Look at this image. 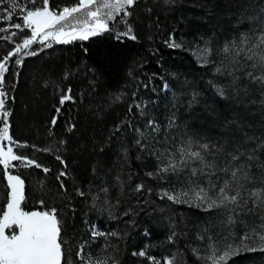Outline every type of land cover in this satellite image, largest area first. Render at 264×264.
Here are the masks:
<instances>
[{
  "label": "trees",
  "instance_id": "obj_1",
  "mask_svg": "<svg viewBox=\"0 0 264 264\" xmlns=\"http://www.w3.org/2000/svg\"><path fill=\"white\" fill-rule=\"evenodd\" d=\"M18 3L41 6V0ZM75 3L78 0H50L57 9ZM8 7L7 0L0 3V14ZM130 11L127 20L135 39L117 38V32L127 30L117 23L113 32L51 47L34 43L9 58L5 89L13 150L42 167L8 171L25 181V211L58 210L66 257L73 264H81L76 253L85 242L84 254L107 264H164L173 257L175 264H212L203 259L211 254L209 245L215 243L219 250L226 244L239 246V237L261 223L264 211L245 209L236 215L237 223L229 225L226 210L204 211L161 198L164 191H179L180 176L147 175L157 171L159 161L152 154L151 138L142 141L144 148L136 143V129L156 136L161 142L155 148L161 150L174 149L185 135L224 145L226 152L237 144L255 150L254 160L242 159L255 178L247 187H264V148L257 147L264 141V89L250 82L244 74L248 69L236 63L239 57L222 51L225 45L231 48L232 41L239 43L242 33L255 42L264 32V0H139ZM22 15L17 12L10 23L22 24ZM10 23L0 22V28L9 29L0 37L14 31L18 35L11 41L0 39V61L31 35ZM172 42L181 46L170 47ZM205 46L211 50L209 63L201 59ZM33 50L37 55H24ZM65 94L72 99L61 105ZM149 120L160 127L159 133L151 132ZM161 159L165 163L166 156ZM218 159L223 164L224 157ZM43 168L50 171L45 174ZM4 171L0 166V209L8 191ZM61 171L67 177L58 180ZM137 185H143L139 192ZM93 227L116 235L93 240ZM248 244L257 250H241L227 264H264L258 243ZM141 251L145 256L133 255Z\"/></svg>",
  "mask_w": 264,
  "mask_h": 264
},
{
  "label": "snow or ice",
  "instance_id": "obj_2",
  "mask_svg": "<svg viewBox=\"0 0 264 264\" xmlns=\"http://www.w3.org/2000/svg\"><path fill=\"white\" fill-rule=\"evenodd\" d=\"M6 0H0L4 3ZM9 7L4 10V14H0V22H11L13 16L17 12L23 13L19 18L21 23H10V27L23 32L29 30L31 35L22 39V43L15 44V51H9L0 61V141H8L10 144L15 143L9 134L8 117L10 112L6 107V101L9 98V93L5 89V73L8 72L6 64L10 57L19 53L22 49L31 48L34 43H40L46 47H51L48 41L56 43H70L75 40H88L90 37L98 36L103 33L113 32L115 24L124 23L127 26V31L117 32V38L127 36L129 39H135L132 35V28L128 24L127 18L132 15L130 9L134 8L139 0H78L71 6H64L60 9L50 6V0H41L39 7H22L18 0H7ZM170 2V0H165ZM29 3L35 5L37 0H29ZM8 28H0V33L8 32ZM18 35V32H12L7 38L11 41L12 37ZM251 45L250 47H246ZM170 47L178 48L181 45L175 42L169 44ZM259 48L260 54L257 55L254 49ZM210 49H200L202 53L201 59L204 63H209L208 55ZM223 53L228 54L230 51L240 59L236 60L237 65L241 68L259 71V75L255 71H245V75L251 83L258 84L261 89H264V32H261L255 42L247 33H242L239 43L233 41L231 48L225 45L222 49ZM24 55H37L35 50L25 52ZM21 60L17 59L16 64L19 65ZM219 71V69H217ZM167 87V86H166ZM71 90L69 89V92ZM219 94L223 95V90H219ZM264 97V91L261 92ZM72 99L65 94L61 97L60 104ZM255 103V101H253ZM264 105V99L261 100ZM139 107V105H137ZM57 114L60 109H56ZM143 114V112H142ZM53 125L56 119L53 118ZM148 128L152 133H159L160 127L154 121L147 122ZM173 122L170 121L169 127H172ZM116 131H119L117 127ZM139 138L136 143L141 148L145 147L142 142L151 138L154 141L153 155H156L159 161L157 171L155 173H147L150 177L161 176L167 174H175L179 176L181 173H188L187 187L177 192L161 193V198L166 197L173 203H184L190 207H198L204 211L213 209H223L228 213L229 225L237 223L236 215L244 214L246 209L248 213L254 212L256 209H264V187H253L249 189L247 185L254 183V177L249 171L247 165L242 158L247 161L255 159V150L248 151L243 149L239 144L233 151L226 152L224 145H216L210 143H201L193 140L191 137L184 140L180 145L176 146L175 151L165 148L161 150L155 148V144L161 141L156 136H150V133H145L141 129H136ZM253 137H246V140H252ZM168 137H165L167 142ZM21 145L17 144V147ZM258 148H264V141L257 145ZM39 151V149H37ZM224 157L223 164L220 163L218 157ZM167 163H164L161 157H165ZM212 159H208V157ZM60 159V157H57ZM20 162L13 166L12 162ZM61 163L64 161L61 159ZM0 166L3 167L4 176L7 180L6 204L0 209V264H73L66 257L65 244L67 243L64 235V221L59 215L56 208H51L43 211H25L22 208V203L25 201V181L18 174H12L8 171L10 167H32L41 168L35 160L14 152L12 147H8L5 151L3 146H0ZM45 174L50 169L43 168ZM163 174V175H162ZM67 177L65 171H61L57 177ZM215 178V179H213ZM264 179V178H262ZM206 180L205 184L201 183ZM43 188V182H40ZM61 189L65 185L61 181ZM143 185H137L136 191H141ZM107 192V188L103 189ZM79 195H84L83 192H78ZM251 202L252 207L247 208ZM42 206L44 201L39 202ZM232 206V207H229ZM247 226V225H246ZM260 230L252 228L239 237V246L234 244H226L222 254L217 255L219 249L212 243L209 245L210 256L203 259H210L212 264H227L231 256L238 254L241 250L256 251L257 248L251 247L248 241L258 243L259 250L264 251V215L261 216ZM7 230V232H6ZM18 230V231H17ZM108 235H116V233H104L92 228V237L95 240L98 237H106ZM171 240V238H170ZM85 244L80 245L79 251L76 253L77 259L81 264H107V260L101 261L99 258H94L91 253L85 255ZM194 253L196 252L193 249ZM145 256V252L133 253V255ZM111 259V258H108ZM111 264H117L115 260ZM153 264H160L159 261H154ZM164 264H175V258L166 259Z\"/></svg>",
  "mask_w": 264,
  "mask_h": 264
},
{
  "label": "rangeland",
  "instance_id": "obj_3",
  "mask_svg": "<svg viewBox=\"0 0 264 264\" xmlns=\"http://www.w3.org/2000/svg\"><path fill=\"white\" fill-rule=\"evenodd\" d=\"M127 31V30H126ZM127 37V36H126ZM240 38H241V36L238 38V40H240ZM233 42V41H232ZM46 43H50V44H52V43H56L55 41H48V42H46ZM37 44V47L39 46V45H42V44H40V43H36ZM251 45H248V46H246V47H250ZM223 48V47H222ZM23 50V49H22ZM254 51L256 52V54H258L259 52H257L258 51V49H254ZM15 63H16V60H15ZM248 70L249 71H256V70H253V69H251V68H248ZM258 74L257 75H259V72H257ZM187 138H189L187 135H185V138L180 142V144H182L183 142H184V140H186ZM192 139L193 140H197V141H200L201 143H209L207 140H205L204 138H198L197 137V139L196 138H193L192 137ZM180 144H177V145H180ZM0 146H3L4 147V149H5V151L7 150V148L8 147H12L13 148V146H12V143L10 144L8 141H0ZM175 149H176V146H175V148L174 149H171L173 152L175 151ZM210 157V156H209ZM208 157V159H210ZM243 159V158H242ZM165 163H167V159L165 160ZM11 168V167H10ZM187 175H188V173H181L179 176H180V180H181V182H179L180 183V187H179V191L181 190V189H184V188H186L187 187V180H186V177H187ZM5 180H6V178H5ZM6 183H7V180H6ZM201 183H203V184H205V186H206V180H202L201 181ZM188 205V204H187ZM230 207V206H229ZM247 207H252V204H251V202H249V204L247 205ZM198 208V207H197ZM201 209V208H200ZM259 210H262V211H264V209H256L255 210V213L254 214H256V211H259ZM260 221V220H259ZM259 221L257 222V223H255L256 225L254 226V228H256L257 229V231H259L260 230V228H259V225L261 224V223H259ZM18 231V230H17ZM6 232H7V230H6ZM224 249H225V246L221 249V250H219L218 252H217V255H220V254H222V252L224 251Z\"/></svg>",
  "mask_w": 264,
  "mask_h": 264
}]
</instances>
